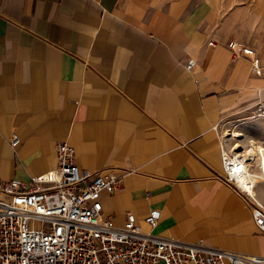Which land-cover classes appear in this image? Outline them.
<instances>
[{
    "label": "crops",
    "instance_id": "1",
    "mask_svg": "<svg viewBox=\"0 0 264 264\" xmlns=\"http://www.w3.org/2000/svg\"><path fill=\"white\" fill-rule=\"evenodd\" d=\"M227 1L0 0V181L50 170L67 142L80 170L119 176L99 194L115 225L156 208L155 235L264 256L252 220L264 182L251 197L220 161L223 130L264 144V122L242 116L264 79L227 48L264 67V1L247 18Z\"/></svg>",
    "mask_w": 264,
    "mask_h": 264
},
{
    "label": "built area",
    "instance_id": "2",
    "mask_svg": "<svg viewBox=\"0 0 264 264\" xmlns=\"http://www.w3.org/2000/svg\"><path fill=\"white\" fill-rule=\"evenodd\" d=\"M208 44L215 42L210 39ZM227 48L233 58L249 56L254 74L264 76L253 49L236 41L228 42ZM192 66L189 60L186 68ZM258 112L251 118L264 115V104L258 105ZM227 134L220 143L224 177L245 192L234 178L237 159L224 141L235 138L231 130ZM18 142L12 134L9 144L15 147ZM54 150L56 163L50 170L27 181H0V264H264V256L151 233L160 219L156 208L140 222L126 211L125 222L115 225L101 215L99 194L118 190L119 176L114 170H80L67 142H55ZM252 220L264 233V207L258 203Z\"/></svg>",
    "mask_w": 264,
    "mask_h": 264
},
{
    "label": "bare ground",
    "instance_id": "3",
    "mask_svg": "<svg viewBox=\"0 0 264 264\" xmlns=\"http://www.w3.org/2000/svg\"><path fill=\"white\" fill-rule=\"evenodd\" d=\"M247 48L250 47L247 46ZM233 136L236 139H242L243 134L241 132L234 131ZM240 146L241 145L237 143L234 147H232V151H234L235 154H238L239 152L237 153V151L240 150ZM235 154L234 156L237 160L233 162L234 178L236 179L239 188L253 196L254 188L258 181L261 180L264 182V146L260 145L253 139H248L243 152L239 153L238 156ZM239 156L243 157V159ZM248 161L250 162L249 164H247ZM253 163L257 167L256 172L251 169V164Z\"/></svg>",
    "mask_w": 264,
    "mask_h": 264
},
{
    "label": "rangeland",
    "instance_id": "4",
    "mask_svg": "<svg viewBox=\"0 0 264 264\" xmlns=\"http://www.w3.org/2000/svg\"><path fill=\"white\" fill-rule=\"evenodd\" d=\"M258 1H264V0H228L227 1V10H228V13L233 9V8H235L236 6H243L244 8H245V11H246V18H247V16L251 13V10H252V8L254 7V6H257V2ZM259 5V4H258ZM260 54V53H259ZM260 55H263V54H260ZM260 59V58H259ZM257 76V75H256ZM257 77H259V78H262V79H264V76H257ZM264 83H261V85H263ZM259 100V101H258ZM258 100H256L257 101V103L255 104V105H253L251 108H249V112H245V113H243L242 114V116L243 117H250V119H253V120H257V121H263L264 122V115L262 116V117H256V118H251V116L252 115H255L256 113H260V112H258V105L259 104H264V88H261L260 90H259V97H258ZM241 116V117H242ZM237 117V118H236ZM234 120L235 119H238V116L236 115V116H234V117H232ZM239 119H241V118H239ZM232 120V119H231ZM240 122H241V120H240ZM239 122V123H240ZM237 122H235V124H236ZM231 128L232 126L230 125V124H226L225 126H224V129H227V128ZM239 130V129H238ZM234 131H237V130H232L231 132L233 133ZM226 132V130H223V133H221V135L222 134H224ZM229 132L230 131H228L227 133L229 134ZM237 132H239V131H237ZM227 133H225V134H227ZM227 134V135H228ZM225 138H227V137H225ZM224 138V139H225ZM235 138V137H234ZM243 138V137H242ZM249 138H246L245 139V141H244V143H240V140L241 139H234V140H230V144H229V141L227 142L228 143V146H227V148L228 149H230L231 151H232V147H234L237 143H239L241 146H240V150H238L237 151V153L239 152V153H242L243 152V150H244V148H245V146L247 145V140H248ZM251 139V138H250ZM232 141V142H231ZM260 144V143H259ZM260 145H262V146H264V144H260ZM234 153V151H232V154ZM239 153L238 154H235L236 156H238L239 155ZM233 154V155H234ZM239 157H241V156H239ZM241 159H243V157H241ZM250 162L248 161V163L247 164H249ZM252 166H251V169H252V171H254V172H256V170H257V167H256V165H254V163L253 164H251ZM263 181H261V180H259L258 181V183L257 184H259V186H262V185H260L261 183H262ZM264 200V199H263Z\"/></svg>",
    "mask_w": 264,
    "mask_h": 264
}]
</instances>
